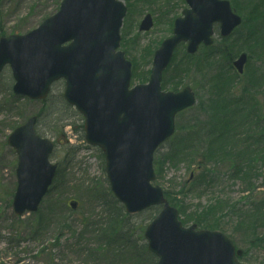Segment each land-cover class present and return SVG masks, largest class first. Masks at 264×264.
<instances>
[{"label":"rangeland","instance_id":"obj_1","mask_svg":"<svg viewBox=\"0 0 264 264\" xmlns=\"http://www.w3.org/2000/svg\"><path fill=\"white\" fill-rule=\"evenodd\" d=\"M121 1L127 5L128 12L120 32L122 38L120 50L124 51L127 59L134 67L136 66L137 77L141 79H136V83L147 82L154 51L164 39L172 35L171 22L180 16L187 5L184 0ZM247 1L237 0L243 6V11L237 12L243 20L247 19L253 10L254 3L249 0L247 4ZM230 2L233 5V1ZM256 3L261 4L262 12L257 23L244 21L245 26L241 24L226 43L221 39L219 25L216 24L214 45L207 49L201 47L196 54L197 60L205 56L208 59L217 57L223 60V67L232 74H217L218 67L209 70L208 67L203 66L205 63L197 61L192 65L187 64L194 68L193 72L191 70L188 74L182 72L180 74L182 81L176 84L181 85L179 89L186 85L191 86L196 92L197 103L193 108L177 115L176 133L161 145L156 152L155 160L173 146L180 145L178 144L180 138L187 145L183 154L190 156L175 158V161H178L175 165L166 164L161 176L158 175L156 168L157 177L154 184L169 192L176 200L183 201L187 208L186 215L201 211L218 197L222 198L228 207L237 204L243 212L245 207L248 210L249 205L246 204L248 200L253 201L252 203L264 202L262 161L255 163L260 175L253 173L251 185H245L243 181L235 178L232 168L233 161L239 158V153H244L245 157L249 158L257 149L259 157H264L260 149L262 142L259 139V133L264 135L262 124L264 122V0H256ZM54 8H56V0H0V36L25 33L36 28L44 19L42 15L51 13ZM148 13L153 17L154 26L149 32H140L139 25ZM247 23L249 25H246ZM249 28L250 31L255 30L259 34L261 42L256 47L246 49V44H249L250 40L245 41L244 38ZM220 46L227 51L229 60L237 52H239L237 55L247 52L249 60L244 74L238 75L228 63V59L225 60L222 55L210 54L211 51L215 53L219 50ZM184 52L185 45L182 43L175 54L177 60L185 58ZM204 52L207 54L202 55ZM172 72L173 70H170L166 79L174 84L178 76L168 80L170 77L168 75ZM250 72H253L255 82ZM204 75L209 80H206ZM213 78L223 84L219 92L211 86ZM13 83L12 71L6 67L0 75V264H137L139 255L144 251L143 246L147 244L144 237L145 229L160 208L151 207L139 214H127L125 230H129L133 235L131 238L134 241L138 240L140 245L131 246L130 243L118 250L112 249L113 245H111L104 247V250H98L102 244L95 240L94 233L89 232L90 226L83 225V220L90 218L91 221L93 219L107 221V210L100 197L105 195L108 200L115 198L109 189L104 158L98 148L85 143L83 121L78 120V117L70 119L71 125L64 127L61 123L56 124L61 113L44 115L38 119L37 133L55 142L59 141L51 155L53 163H57L60 168L59 176L37 213H26L22 217L14 213L12 201L17 186V154L8 145L7 139L17 126L24 124L29 117L43 112L44 105L40 101L15 95L12 92ZM64 88V81H59L54 85L52 94L63 95ZM166 88H172V85L168 84ZM219 96L228 99L227 106L238 110L234 113L228 110L230 115L228 120H224L223 117L221 120L218 117L220 110L213 112L210 109L214 99ZM224 124H228L227 129L224 128ZM196 132L199 134L189 137ZM219 132L225 133L222 146L226 149V153L224 158L217 160L221 163L200 160L198 156L200 150L208 147L209 140L214 135L218 137ZM62 135L69 139V143H66ZM189 157L197 160L187 159ZM199 161L208 163L216 173L214 183L210 186H196V180L201 173L196 164ZM71 200L78 201L79 207L76 210L69 207ZM239 214L242 212L221 215L223 224L220 230L247 252L245 263L264 264V226H260L250 234L251 244L246 240L244 229L252 230L250 226L252 219L245 221V218L237 217ZM181 218L183 220L185 215ZM191 224L193 220L186 225ZM144 264H150V261L145 260Z\"/></svg>","mask_w":264,"mask_h":264},{"label":"water","instance_id":"obj_2","mask_svg":"<svg viewBox=\"0 0 264 264\" xmlns=\"http://www.w3.org/2000/svg\"><path fill=\"white\" fill-rule=\"evenodd\" d=\"M190 9L175 21V35L155 53L147 85L130 89L131 64L120 45L126 6L119 0H63L59 10L37 28L0 39V73L12 69L16 94L46 99L55 81L65 80L66 100L84 116L85 140L105 155L113 193L129 213L151 205L163 209L148 225L145 236L158 264H244L232 241L220 231L184 227L178 211L164 198L155 179L153 154L175 130L177 112L195 103L190 88L174 94L161 91L162 71L182 40L194 53L201 42L212 43L213 23L221 22L228 36L241 22L228 1L187 0ZM152 26L148 15L141 30ZM247 55L235 62L243 72ZM31 117L10 135L8 142L19 156L14 211L38 210L53 182L57 165L49 160L54 143L35 131ZM76 208L77 203H71Z\"/></svg>","mask_w":264,"mask_h":264},{"label":"trees","instance_id":"obj_3","mask_svg":"<svg viewBox=\"0 0 264 264\" xmlns=\"http://www.w3.org/2000/svg\"><path fill=\"white\" fill-rule=\"evenodd\" d=\"M62 0H56V8H54V12L58 9L60 2ZM53 11L51 13H53ZM51 13H44L42 16L45 18L49 16ZM262 15V14H261ZM44 105V114L43 112L38 113L39 118H42L44 115H51L55 113H61L60 116L57 118L56 124L61 123V125L67 126L71 125L72 118L78 117V120L83 121L82 116L75 111L63 98L62 94H55L51 95L47 100L43 101ZM53 109H55L53 111ZM71 119V120H70ZM224 128H228V124H224ZM220 135H225L224 132H219ZM211 140V139H210ZM209 140V141H210ZM261 141L264 142V137H261ZM178 144L169 149L167 153L161 154L159 157L156 158V168L157 173L159 176L162 175L164 167L166 164L170 163L175 165L178 161H175L180 156H190V154H183L184 151L187 149L186 142H182L179 140ZM222 146L215 145L214 140L211 141L208 147L200 150L198 156L203 158L204 160H215L217 161L219 158H222L221 153L223 152ZM176 158V159H175ZM259 154H254L251 156L250 160L241 157L240 160L232 165L233 172L235 178H238L245 182L247 185H250L251 179L254 178L252 175L256 173L257 176L260 173L257 171V167L255 164L250 166V162L256 161L259 159ZM187 159L194 160L192 157ZM264 158L262 159V162ZM218 162V161H217ZM199 168H203L198 175V179L196 180V186L207 185L210 186L214 183V178L216 177V173H214L213 169H208L207 164L199 162ZM258 166V165H257ZM183 193L182 191H179ZM167 197H169L171 204L179 209L181 215H185L184 223H189L190 220L196 222L199 226L204 228H212V229H219L222 226V216H226L228 213L237 214L242 212L243 214H239L238 218H245L252 219L250 222V226H252L251 231H247L244 229V233L250 235L254 233L258 226H264V202L260 201L258 203H252L251 207L246 211L243 212L242 208L239 209L237 204H233L232 206H227V203L220 197H218L215 202L208 204L204 207L201 211H195L191 215H186V207L184 206L183 201L176 200L175 198L170 196L169 192H166ZM103 201V206L107 210V221L103 224H107V227H101L99 225L95 231L93 230V235L98 236L99 241L105 247H110L113 245L114 250H118L122 247H126L131 243V246L140 245L138 240H133L131 237L133 236L129 230L127 229V214L124 212V208L117 200H108L105 195L100 197ZM228 207V208H227ZM227 208V209H226ZM225 212V213H224ZM220 215V217L218 216ZM85 222H88V219H84ZM103 221V220H102ZM101 221V223H102ZM91 223V222H89ZM88 223V224H89ZM87 224V225H88ZM93 225V224H92ZM101 227V228H100ZM100 228V229H99ZM143 253L139 255L137 260V264H144L145 260H149L150 264H156L155 257L148 251L147 245L143 246ZM245 257V256H244Z\"/></svg>","mask_w":264,"mask_h":264}]
</instances>
